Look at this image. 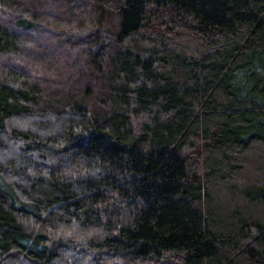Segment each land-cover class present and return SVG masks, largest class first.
Listing matches in <instances>:
<instances>
[{
	"label": "trees",
	"instance_id": "trees-1",
	"mask_svg": "<svg viewBox=\"0 0 264 264\" xmlns=\"http://www.w3.org/2000/svg\"><path fill=\"white\" fill-rule=\"evenodd\" d=\"M0 264H264V0H0Z\"/></svg>",
	"mask_w": 264,
	"mask_h": 264
}]
</instances>
